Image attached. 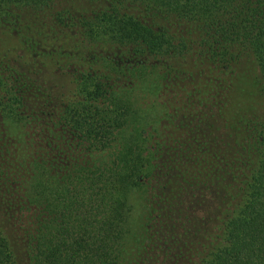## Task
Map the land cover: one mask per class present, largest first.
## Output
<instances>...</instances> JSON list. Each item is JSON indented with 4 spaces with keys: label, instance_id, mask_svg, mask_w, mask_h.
Wrapping results in <instances>:
<instances>
[{
    "label": "trees",
    "instance_id": "obj_1",
    "mask_svg": "<svg viewBox=\"0 0 264 264\" xmlns=\"http://www.w3.org/2000/svg\"><path fill=\"white\" fill-rule=\"evenodd\" d=\"M5 38L0 264H264V0H0Z\"/></svg>",
    "mask_w": 264,
    "mask_h": 264
},
{
    "label": "rangeland",
    "instance_id": "obj_2",
    "mask_svg": "<svg viewBox=\"0 0 264 264\" xmlns=\"http://www.w3.org/2000/svg\"><path fill=\"white\" fill-rule=\"evenodd\" d=\"M11 38H5L3 39L2 43L0 44V51H5L6 48L10 47V43L7 41ZM64 78V77H63ZM62 83L65 84V87L62 89V93H63V98H70L74 96V89H73V85L72 83L69 82V79L67 77H65L62 80Z\"/></svg>",
    "mask_w": 264,
    "mask_h": 264
}]
</instances>
